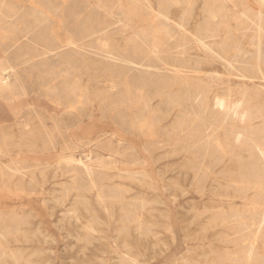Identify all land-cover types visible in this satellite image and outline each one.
I'll return each mask as SVG.
<instances>
[{
    "label": "rangeland",
    "instance_id": "rangeland-1",
    "mask_svg": "<svg viewBox=\"0 0 264 264\" xmlns=\"http://www.w3.org/2000/svg\"><path fill=\"white\" fill-rule=\"evenodd\" d=\"M164 1L0 0V264H264V4Z\"/></svg>",
    "mask_w": 264,
    "mask_h": 264
},
{
    "label": "bare ground",
    "instance_id": "bare-ground-1",
    "mask_svg": "<svg viewBox=\"0 0 264 264\" xmlns=\"http://www.w3.org/2000/svg\"><path fill=\"white\" fill-rule=\"evenodd\" d=\"M229 1V0H228ZM261 1V3L262 4H264V0H260ZM188 5L190 4V1L189 0H187V2H186ZM163 4H169V5H173V4H175V5H180V4H182V1L181 0H166V1H164V3ZM49 6V5H48ZM223 6V5H222ZM264 6V5H263ZM4 9H6L5 7H3ZM60 8V7H59ZM39 12V11H38ZM186 12H190L189 10H186ZM248 12H250V11H248ZM2 13V12H1ZM7 13V12H6ZM2 15V14H1ZM241 15V14H240ZM245 15V14H244ZM209 16H210V20H213V21H216L217 23L220 21V22H224L225 20L223 19V16H222V18H221V16L220 15H217L216 13H210L209 14ZM243 16V15H242ZM6 17H8V16H6ZM49 17V16H48ZM47 17V18H48ZM158 17H159V19L161 20V21H164V22H166V23H169L170 21H171V19H170V17L169 16H167V12H165V11H158ZM244 17H246V16H244ZM246 19V18H245ZM250 19V18H249ZM248 21V20H247ZM251 21H252V19H251ZM255 25H256V23H255ZM254 25V26H255ZM257 26V25H256ZM180 30H186V27H185V25L183 24V23H180L179 22V24H178V26H177ZM6 28V27H5ZM165 33L167 34V35H169V36H172V34H171V32H170V30H169V26H166L165 27ZM259 31V33L261 34V26L260 25H258V28H257ZM208 30V32L206 31V33L205 34H199V33H197L196 35H195V37L197 38V43L198 44H200V45H202L203 47H204V49H206L207 50V52L208 51H210L211 53H214L215 52V48L214 47H212L211 45H208L206 42H204V39L202 38V37H206V38H214L215 36H217L216 35V30H214V31H212V30H209V29H207ZM152 33H150V32H143L142 34V41H143V43L146 45L147 44V41H145V39H147L148 37L149 38H151L152 40L151 41H153V47L152 48H150V50H149V54H150V56L151 55H155V56H159V55H161V54H163V53H165L163 50H161V46L163 45L160 41V39H159V33L161 32V30H159L158 28H153V30L151 31ZM263 32V31H262ZM256 33V32H255ZM264 33V32H263ZM230 34V33H229ZM256 36H258V33L256 34ZM259 38H260V35H259ZM258 38V39H259ZM264 38V37H263ZM261 40V39H260ZM259 43V42H258ZM75 44V43H74ZM73 44V45H74ZM187 44V42L185 41V36L183 35V39H182V41L178 44V51L179 52H181V55L182 54H184L185 52H184V50H182V48L185 46ZM257 46V45H256ZM259 46H260V43H259ZM258 49H260V47L258 48ZM180 50H182V51H180ZM258 51H260V50H258ZM216 55V54H215ZM219 55V54H218ZM111 56H112V60H120V56H118V55H115L114 53H111ZM259 56H260V54H259ZM258 56V57H259ZM122 57V56H121ZM220 57V56H219ZM124 58V57H123ZM126 58H124L123 60L125 61V63H127L128 65H134L135 64V62L134 61H132V60H125ZM159 60H161V59H159ZM257 60H259V59H257ZM121 61V60H120ZM123 61V62H124ZM162 62H164L163 60H161ZM122 62V61H121ZM227 62H228V60H227ZM229 63V62H228ZM5 65V64H4ZM163 66L167 69V70H169V71H171L172 73H176V75L177 76H179V77H181V78H185V79H187V77L184 75V70H183V68L181 67V66H174L173 67V69H170V68H167V64L165 63H163ZM231 66V65H230ZM255 67V66H254ZM149 68V67H148ZM235 70V69H234ZM13 71H14V67L12 66V65H6V67H2V69H1V71H0V81H1V83H2V85H6L7 84V82L8 81H10L11 80V78H13L12 77V75H13ZM261 74H263V73H261ZM263 77H264V75H263ZM114 78V77H113ZM108 81V80H107ZM63 87V86H62ZM62 89V88H61ZM6 91V90H5ZM9 98V97H8ZM225 104V103H224ZM247 104H249L248 102H247ZM230 106V105H229ZM255 106V105H254ZM241 108V107H240ZM256 108H258V107H256ZM230 109V108H229ZM239 110V109H238ZM230 111V110H229ZM259 111V110H258ZM239 112V111H238ZM260 112V111H259ZM225 113V112H224ZM231 113V112H230ZM227 114V113H226ZM225 114V115H226ZM233 114V113H232ZM230 115V114H229ZM228 115V116H229ZM259 115V114H258ZM261 115V114H260ZM263 116V115H262ZM251 117V115L249 116V118ZM232 118V117H231ZM226 122V121H225ZM264 124V123H263ZM224 125V124H223ZM219 126V125H218ZM226 126V125H225ZM223 128V127H222ZM264 128V127H263ZM252 129V128H251ZM254 130V129H253ZM226 131V130H225ZM252 132V131H251ZM212 137V136H211ZM211 139V138H210ZM253 141V140H252ZM210 142V141H209ZM234 142V141H233ZM253 143H255V142H253ZM254 147V146H253ZM264 147V146H263ZM260 150V149H259ZM264 158V157H263ZM69 161L70 163H72V162H74V159L73 158H63V160L62 159H60V162H62V161ZM75 162H77V161H75ZM81 164V163H80ZM84 165V164H83ZM71 166V165H70ZM91 168V167H90ZM86 169L88 170V168H87V166H86ZM91 170V169H90ZM13 171H15V170H13ZM17 172V171H16ZM87 173H88V171H87ZM91 173V172H90ZM129 173V172H128ZM89 174V173H88ZM92 174H93V171H92ZM90 178H92V175L90 174ZM94 178V177H93ZM256 184V183H255ZM254 184V185H255ZM260 184H261V182H260ZM259 185V184H258ZM91 189H92V191H96V196H97V198L102 202V203H104V199H103V197H102V191L99 189V187H98V185L95 183V181L93 180V179H91ZM106 187V186H105ZM250 188V187H249ZM101 189H102V187H101ZM112 190V189H111ZM114 190H115V188H114ZM80 191V190H79ZM102 192V193H101ZM116 193V192H115ZM63 200V199H62ZM144 205V204H143ZM105 208L107 209V210H109V208H108V206H107V204H105ZM232 209V208H231ZM230 209V210H231ZM257 210H259V208L257 209ZM256 211V210H255ZM254 211V212H255ZM258 212V211H257ZM74 213V212H73ZM76 213V212H75ZM256 213V212H255ZM246 214V213H245ZM241 215V214H240ZM257 215V214H256ZM144 215L141 213V212H138V213H136L135 214V218H134V221L138 224L137 226L139 227V224H142L141 223V219H142V217H143ZM77 218H79V217H77ZM225 221V220H224ZM262 221V220H261ZM128 222V221H127ZM237 222V221H236ZM261 223V222H260ZM243 224V223H242ZM92 226V225H91ZM91 230H93L92 229V227H89ZM141 229V228H140ZM262 229V228H261ZM94 232V231H93ZM96 232V231H95ZM94 232V233H95ZM206 232V231H205ZM260 232V231H259ZM261 234V233H260ZM219 236V235H218ZM259 236V235H258ZM262 237V236H261ZM228 241V240H227ZM234 242V241H233ZM249 250V249H248ZM250 251V250H249ZM6 252H7V257L8 258H10V259H12L15 263H17V264H19V261H18V256H17V254L14 252V251H12V250H6ZM213 253V252H212ZM219 255V254H218ZM217 255V256H218ZM252 255H254V254H252L251 252H249V253H247L246 254V256H245V259L244 260H246V264H251L254 260H253V256ZM3 257H4V255H3ZM126 258V257H125ZM244 258V257H243ZM128 259V258H127ZM131 260H133V259H131ZM222 260V259H221ZM224 260V259H223ZM243 260V259H242ZM264 260V259H263ZM206 261V260H205ZM27 262V261H26ZM133 262H134V260H133ZM258 262V261H257ZM232 263V262H231ZM235 263V262H234ZM199 264V263H198ZM258 264V263H257Z\"/></svg>",
    "mask_w": 264,
    "mask_h": 264
}]
</instances>
